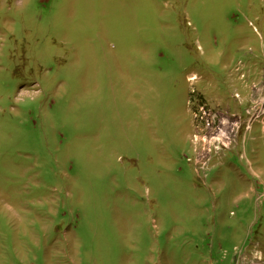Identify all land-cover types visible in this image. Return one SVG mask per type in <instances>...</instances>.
Segmentation results:
<instances>
[{"label":"rangeland","instance_id":"rangeland-1","mask_svg":"<svg viewBox=\"0 0 264 264\" xmlns=\"http://www.w3.org/2000/svg\"><path fill=\"white\" fill-rule=\"evenodd\" d=\"M0 264H264V0H0Z\"/></svg>","mask_w":264,"mask_h":264}]
</instances>
